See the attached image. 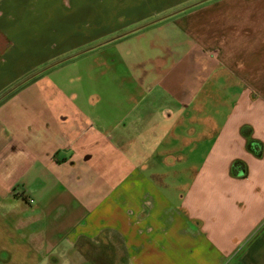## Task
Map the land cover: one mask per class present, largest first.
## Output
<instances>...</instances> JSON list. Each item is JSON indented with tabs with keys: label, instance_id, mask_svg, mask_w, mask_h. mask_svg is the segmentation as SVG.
Returning a JSON list of instances; mask_svg holds the SVG:
<instances>
[{
	"label": "crops",
	"instance_id": "obj_1",
	"mask_svg": "<svg viewBox=\"0 0 264 264\" xmlns=\"http://www.w3.org/2000/svg\"><path fill=\"white\" fill-rule=\"evenodd\" d=\"M62 5L0 0V264H264V0Z\"/></svg>",
	"mask_w": 264,
	"mask_h": 264
},
{
	"label": "rangeland",
	"instance_id": "obj_2",
	"mask_svg": "<svg viewBox=\"0 0 264 264\" xmlns=\"http://www.w3.org/2000/svg\"><path fill=\"white\" fill-rule=\"evenodd\" d=\"M71 1H75V0H71ZM86 1L88 2V0H86ZM170 1H173V0H165V3L170 2ZM51 2H54V6L51 7L53 12L55 11V9L56 10H61L64 7L62 5L63 4V0H51ZM162 4L164 5V3L162 1H160L158 5L161 6ZM170 12H172V10ZM81 60H83V59L78 58L77 60H73V61L71 60V62H67L65 64H60V65H58L55 68H57V69L60 68V70L65 71V72H63L64 73L63 76L64 77L66 76L65 78H67V79H71L75 74L86 75V73H82L79 70H74V71L72 70V67H73V65H75L76 61H81ZM55 68L49 70L47 73L52 72L53 70H56ZM45 69H46V67H41V68H39L38 70H36L34 72H31V73L29 72L26 76H24L21 79H19L16 83L9 84L8 87H6V89H4V91H2L0 93V100H2L4 97H6L11 91H13V90L15 91V90H18L19 88H21L22 85H24L27 81L30 80V78H32L33 76L37 75L39 72L44 71ZM82 70L86 71L84 69H82ZM12 72L15 74V71H12ZM110 248L111 247H107V246L102 248L100 255L101 256H103V255L105 256L106 253L107 254L110 253V252L112 253V250H110ZM109 250H110V252H109ZM118 252L121 253L120 251H118ZM96 253H97V251H96ZM74 259H75V261L72 258H70V257H65V258H63L61 260V262H59V264H78L76 262L77 258H74ZM80 261L81 260L79 259V262ZM50 263L51 262H47L46 264H50ZM52 264H58V263L52 262Z\"/></svg>",
	"mask_w": 264,
	"mask_h": 264
}]
</instances>
